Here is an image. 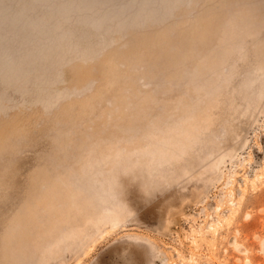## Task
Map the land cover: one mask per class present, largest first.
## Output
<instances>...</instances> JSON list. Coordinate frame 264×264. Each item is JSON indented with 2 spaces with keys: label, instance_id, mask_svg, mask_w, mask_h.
Returning <instances> with one entry per match:
<instances>
[{
  "label": "rangeland",
  "instance_id": "374dc122",
  "mask_svg": "<svg viewBox=\"0 0 264 264\" xmlns=\"http://www.w3.org/2000/svg\"><path fill=\"white\" fill-rule=\"evenodd\" d=\"M0 264H264V0H0Z\"/></svg>",
  "mask_w": 264,
  "mask_h": 264
}]
</instances>
